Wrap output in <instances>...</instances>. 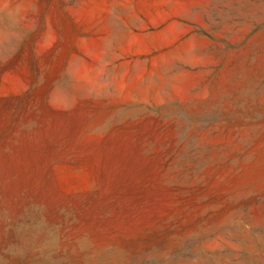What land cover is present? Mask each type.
<instances>
[{
  "label": "rangeland",
  "instance_id": "rangeland-1",
  "mask_svg": "<svg viewBox=\"0 0 264 264\" xmlns=\"http://www.w3.org/2000/svg\"><path fill=\"white\" fill-rule=\"evenodd\" d=\"M0 264H264V0H0Z\"/></svg>",
  "mask_w": 264,
  "mask_h": 264
}]
</instances>
